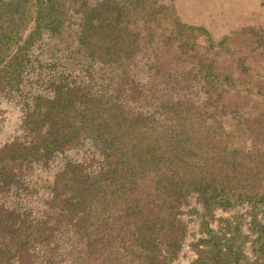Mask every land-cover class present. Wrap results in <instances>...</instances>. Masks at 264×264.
Segmentation results:
<instances>
[{
  "label": "trees",
  "instance_id": "16d2710c",
  "mask_svg": "<svg viewBox=\"0 0 264 264\" xmlns=\"http://www.w3.org/2000/svg\"><path fill=\"white\" fill-rule=\"evenodd\" d=\"M117 6V0H0V88L17 89L23 65L39 49L34 47L60 41L68 31L74 32L71 44L98 66L97 73L110 74L106 85L95 91L85 85L79 97H72L74 90L54 91L49 105L57 109L56 120H66L67 131L25 150L10 146L9 157L17 154L41 168L74 151L80 140L89 153L80 163L65 160L46 186L25 182L26 172L5 174L2 184H15L12 191L0 188V264H166L159 248L169 252V259L176 255L183 234L177 215L186 196L194 192L210 204L215 194L224 195L226 185L217 184L212 171L211 147L200 150L210 128L192 105L172 119L139 105L151 100L162 109L173 102L171 95L141 97L133 89L124 94L131 65L120 58L131 51L111 30ZM71 17L76 29H66ZM196 67L209 87L210 63L199 60ZM51 110L36 101L29 118H37L36 125ZM18 190L37 195L38 215H32L31 206L3 199L9 192L16 199ZM43 191H49L47 197ZM57 194L67 206L54 211L49 198L56 200ZM167 233L175 237L168 239Z\"/></svg>",
  "mask_w": 264,
  "mask_h": 264
},
{
  "label": "rangeland",
  "instance_id": "374dc122",
  "mask_svg": "<svg viewBox=\"0 0 264 264\" xmlns=\"http://www.w3.org/2000/svg\"><path fill=\"white\" fill-rule=\"evenodd\" d=\"M117 5L111 30L118 33V44L131 51L120 58L131 65L124 94L133 89L141 97L171 95L173 102L162 109L151 100L137 107L172 119L192 105L210 128L200 150L211 147L215 180L226 185L224 195L215 194L210 204L201 202L197 193L186 196L177 215L183 234L177 238L176 255L169 259V252L159 248L166 264H264V0H117ZM74 23L71 17L66 29H76ZM106 32L104 28L103 36ZM73 33L35 46L39 49L23 65L19 87L0 88L2 191H12L15 184H2L8 171L26 172L25 182L46 186L65 160L80 163L88 156V145L80 140L74 151L51 158L54 164L46 168L17 154L9 157L11 145L25 150L67 131L66 120H56L57 109L49 105L54 91L74 90L72 97H79L85 85L95 91L108 83L109 72L97 73L98 66L71 44ZM199 60L211 65L209 87L196 67ZM36 101L52 110L35 125L37 118L29 115ZM84 169L80 166L82 176ZM11 197L9 192L3 199L31 206L32 215L41 211L36 194L18 190L16 199ZM49 200L54 211L67 206L63 194Z\"/></svg>",
  "mask_w": 264,
  "mask_h": 264
}]
</instances>
